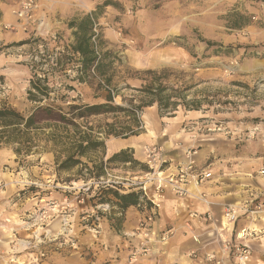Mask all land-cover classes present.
I'll use <instances>...</instances> for the list:
<instances>
[{"label": "rangeland", "instance_id": "1", "mask_svg": "<svg viewBox=\"0 0 264 264\" xmlns=\"http://www.w3.org/2000/svg\"><path fill=\"white\" fill-rule=\"evenodd\" d=\"M24 1L28 0H0L7 4L11 19V24L0 26V103L26 117L33 115L41 128L27 134L37 145L27 153L26 143L0 146L13 151L18 169L32 165L36 171L40 166L36 154L43 150L49 159L52 194H34L40 187L37 182L20 185L4 197L9 208L1 215V229L9 231L10 241L0 248L1 264H8L10 257L23 263L37 259L39 264H93L97 257L106 260L112 252L127 248L125 239L123 246L120 238L110 243L121 234V222L116 225L120 214L108 202L116 200L106 189L133 191L134 183L153 171L147 159H174V149H180L184 159L188 151H195L197 159L206 146L213 152L203 159H215L216 149L218 155L264 159V0H110L106 5V0H32L29 17L20 19L16 12ZM86 14L93 16L96 55L105 56L102 74L110 78L108 88L100 90L101 74L94 69L78 72V57L71 51L74 34L67 22ZM207 41L213 44L208 46ZM44 75L48 96L39 102L29 100L30 80ZM151 80L154 87L159 83L165 87L162 95L169 106L162 114L155 102L147 105L149 98L141 91ZM110 89L116 104L143 105L137 112L143 161L106 164L105 150L100 148L80 157L82 163L59 169L64 146L54 144L50 135L65 133L62 126L55 127L61 112L70 103L103 102ZM179 94L200 101V107H184ZM130 120L119 112L77 123L80 130L104 139L109 123L127 125ZM14 147H21L19 155ZM124 151L115 159H134L133 150ZM153 188L147 183L145 190H138L146 197ZM248 203L233 205L246 207L241 214L247 215L260 202ZM44 208L48 212L41 218ZM57 229L59 234L52 237Z\"/></svg>", "mask_w": 264, "mask_h": 264}, {"label": "crops", "instance_id": "2", "mask_svg": "<svg viewBox=\"0 0 264 264\" xmlns=\"http://www.w3.org/2000/svg\"><path fill=\"white\" fill-rule=\"evenodd\" d=\"M0 9L2 12L0 26L11 24L10 14L5 2H0ZM138 134L136 132L125 136L113 135L110 137L108 135L104 138L106 158L125 149L133 150L132 155L134 158L111 161L104 159L105 163L114 162L115 164L128 165L137 161L142 162L143 159H140ZM159 136L162 135L160 134ZM212 150L209 146L202 148L199 150V155L196 159L198 165H207L212 171V176L205 183L190 185L191 194L185 197H177L170 192L165 194L162 208L158 213L154 226L158 229L173 227L174 235L164 246L163 253L149 257H139L135 261L130 262L126 260L127 248L122 247L119 252H112L111 256L106 260L102 259V257H97L93 264H207L200 256L190 258L188 252L197 250L199 254L207 251L226 253L227 251H223V243L218 233L223 234L222 238L224 240L229 239L241 227H247L250 231L248 241L253 249L255 264H264V211L255 215L240 214L230 227L223 228L226 225L223 221L225 205L249 204L248 202L254 199L264 206V175L260 173L264 169V159L260 157L259 159H243L241 154L236 155L234 153L218 155L220 151L217 149L214 155L215 159H203L210 152H213ZM42 151L36 154L40 157L35 162L40 165L35 167L37 171L32 165L25 168L22 166V168L19 167L18 169L15 166L18 160L12 159L13 151L7 146H0V219L2 218L3 210L9 208L8 201L4 200V197L12 194L16 189L20 188V185L39 182L40 187L36 189L34 194H52L49 189L51 185L49 184V174L46 168V162L49 159H47L48 155L43 154ZM171 155L174 159H164L167 164L178 165L186 160L180 149L172 150ZM44 156L46 159H43ZM25 161L26 163L29 162L27 159ZM20 173L23 176L20 177ZM137 207V205H130L123 211L119 229L121 234H115L116 238L112 237L111 244L117 243L120 238V243L123 246L122 239H125L123 235L136 226L144 213L142 208L139 210ZM193 210L198 212L209 211L212 214V220L203 219L198 221L197 219L189 218L188 212ZM7 217L4 218L5 221L9 219ZM2 226L3 223L0 220V248L10 241L8 239L10 237L9 231L2 230ZM111 228L114 229L113 227ZM58 234L59 229L51 235L55 237ZM256 244L260 248L256 247Z\"/></svg>", "mask_w": 264, "mask_h": 264}, {"label": "trees", "instance_id": "3", "mask_svg": "<svg viewBox=\"0 0 264 264\" xmlns=\"http://www.w3.org/2000/svg\"><path fill=\"white\" fill-rule=\"evenodd\" d=\"M110 0L105 1L106 4H110ZM1 9H0V19H1ZM93 16L91 14H86L80 18L73 19L67 22V27L73 29L74 34V42L71 45V51L74 55H77V60L79 64L78 72L81 74L87 72L89 69H94L98 74H101L100 81H98L97 89L108 88L110 84V78L104 77L102 72L104 71V59L105 56H101L99 58L96 55L95 44L93 42ZM213 42L207 41V45L211 46ZM217 53V52H214ZM149 72V71H148ZM153 73V72H151ZM36 78V79H35ZM30 80V87L28 90V99L31 101L39 102L42 98L48 96L49 91L48 87H46V83L48 82L47 76L44 77H35ZM78 80L80 82L84 81V79L79 76ZM41 82H44L45 85ZM68 89H73L71 85L66 86ZM165 87H161V83L158 86L154 87V82L151 80L150 83L144 85L141 91L148 96L149 100L147 101V105H151L152 103H156L158 107V111L160 114L164 111V109L168 108V99L162 95ZM38 94V95H37ZM180 104L188 109H197L200 107V101H195L193 98L186 99L183 94H179ZM56 97H59L56 95ZM55 97V98H56ZM63 100H66L68 96L61 95L60 97ZM114 93L113 90L110 89L104 96L103 102L98 103H70L68 105L67 111L61 110V115L59 116V125L64 129V135L62 132H53L50 138L54 141L56 145H63V160L58 163L59 169H66L72 166L78 165L81 162L80 157L86 155L87 153L96 151L100 148H104V139L101 138V135L94 134L92 132H87L80 130L79 124L77 123V119H86L90 116H98V115H106V114H116L119 112H125L128 116H130L131 120L127 125H116L118 122L109 123L108 131H105V135H128L132 133H136L139 127L140 120L138 118L137 112L141 109L143 105L132 106L130 108L125 107L122 104H116L113 102ZM172 105H177L176 102L170 103ZM51 109H46V112L51 113ZM33 115L24 116L22 113L11 107L9 104L5 102L0 103V143L5 144H17L19 146L27 144L25 147V152H29L31 147L34 145L31 144L32 136L29 135V132L33 129L41 128L40 126H36ZM121 124V123H119ZM135 128H134V127ZM72 127L74 132L66 131L67 128ZM34 146L37 147L35 144ZM14 151L17 155L20 154L21 147H14ZM124 150L113 154L107 161L111 160H123V159H115L117 156L124 154ZM62 153V152H60ZM55 159H60L59 156L55 155ZM131 159V158H130ZM134 161V160H131ZM109 192L112 193L115 198V202L111 199H107L108 202L112 203L110 205H115L117 207V212L120 214L119 217H116V225L119 226L122 220L123 211L130 205H141L144 202L150 204L149 201L146 200L145 195L142 190H133L128 192H118L112 188H107ZM105 199H102L103 201ZM100 201V202H101ZM118 229V228H117Z\"/></svg>", "mask_w": 264, "mask_h": 264}, {"label": "built area", "instance_id": "4", "mask_svg": "<svg viewBox=\"0 0 264 264\" xmlns=\"http://www.w3.org/2000/svg\"><path fill=\"white\" fill-rule=\"evenodd\" d=\"M32 8V0L21 3L17 10V16L20 19L29 17ZM195 151H188L184 163L178 165L163 164V159H147L151 164L152 172H147L144 178L131 187L132 190H145L146 184L154 185L151 194L147 195L146 200L149 206L143 205L144 214L138 220L136 226L129 232L125 233V243L127 245V261H135L139 257H149L151 255L160 254L164 251V246L174 235L173 227L155 228L154 223L158 213L162 208L165 194L170 192L177 197H185L191 194L190 185H199L205 183L211 176L212 171L207 165H198L194 159ZM264 173V169L260 171ZM52 207H48L50 210ZM48 209L44 208L41 212V218L46 217ZM264 210L261 203L253 205V209L249 211L251 215L259 214ZM246 207L238 205H225L223 210V221L226 229L232 225L241 212L245 213ZM189 218L201 221L212 220V214L209 211L198 212L189 211ZM223 243V252L207 251L199 254L197 250H190L188 256L190 258L202 257L207 264H255L253 257V249L248 241L250 231L247 227H241L234 236L229 239H223V234L218 233ZM8 264H39L37 259L28 263L19 262L12 257L8 259Z\"/></svg>", "mask_w": 264, "mask_h": 264}]
</instances>
